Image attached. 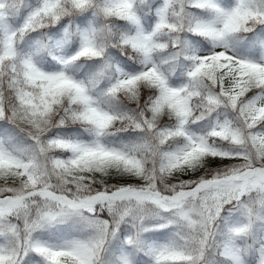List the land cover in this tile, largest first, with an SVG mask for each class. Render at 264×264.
Listing matches in <instances>:
<instances>
[{"label":"snow or ice","instance_id":"1","mask_svg":"<svg viewBox=\"0 0 264 264\" xmlns=\"http://www.w3.org/2000/svg\"><path fill=\"white\" fill-rule=\"evenodd\" d=\"M0 264H264V0H0Z\"/></svg>","mask_w":264,"mask_h":264}]
</instances>
